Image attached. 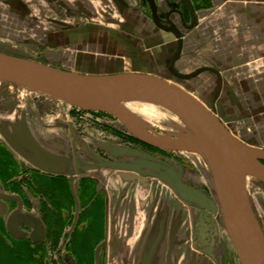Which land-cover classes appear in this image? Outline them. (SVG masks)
Segmentation results:
<instances>
[{"label": "rangeland", "instance_id": "rangeland-1", "mask_svg": "<svg viewBox=\"0 0 264 264\" xmlns=\"http://www.w3.org/2000/svg\"><path fill=\"white\" fill-rule=\"evenodd\" d=\"M154 1L160 19L161 16H170L171 9H176L175 12L177 9L186 11L182 0ZM199 1L195 0L196 6H203L198 4ZM137 2L0 0V51L76 72L107 74L141 71L163 74L212 109L217 94V78L212 73H205L191 80H183L167 71L163 73V62L172 50H176V45L173 49L172 44L177 41L169 43L172 37H160L166 42L165 46L147 49L148 43H144L141 35L142 28L149 31L155 25L150 9L152 6ZM172 20L186 33L176 13ZM156 30L161 35L165 34L155 25L154 34H157ZM152 36L148 35L144 39L148 40ZM142 45L146 52L157 51L162 60L159 62L153 57H145ZM175 68L184 73L180 66L176 65ZM229 75L233 74L225 73L226 87L219 97L217 116L247 147L264 150V111L260 110L261 105L256 108L260 111H255L252 102L245 103L244 99L241 102L238 83L233 85V78H229ZM107 101L124 106L149 135L171 134L176 138L195 136L181 115L157 101L134 97ZM18 122L27 124L31 133L41 142L53 146L57 144L61 152L66 150L65 153L76 148L81 159L102 164L105 162L111 165L112 170L117 171L119 168L115 166H124L125 163L143 167L146 162L147 166H152L160 174L182 178H176L175 182L185 180L183 184L186 185H181L186 191L190 190L197 216L201 215V220L196 224L198 237L202 238L205 232L216 237V226L221 221L225 224L209 162L198 153L153 148L132 134L130 123L110 112L66 102L0 80V123L4 128H12ZM0 140L6 142L1 134ZM114 149L123 151L125 155H113L111 150ZM261 162L264 163V160ZM247 196L261 229L264 251V183L249 177ZM233 246L228 233L222 232L213 252L216 263L243 264ZM12 263L1 256L0 264Z\"/></svg>", "mask_w": 264, "mask_h": 264}, {"label": "water", "instance_id": "water-1", "mask_svg": "<svg viewBox=\"0 0 264 264\" xmlns=\"http://www.w3.org/2000/svg\"><path fill=\"white\" fill-rule=\"evenodd\" d=\"M151 2L155 24L161 30L173 33L178 39L177 50L168 66L171 74L177 78L189 80L202 72L212 71L222 81L221 73L212 67L199 68L192 74L175 70L174 64L182 54L184 39L176 25L168 27L162 24L157 4L154 0ZM185 2L196 17L191 0H185ZM167 18L169 19V15ZM0 80L66 102L110 112L130 123L132 134L152 147L162 150L191 151L205 157L209 162L221 200L225 227L242 263L264 264L261 229L247 196L249 177L257 178L264 183V163L261 162L264 160V150L250 148L243 144L218 118L216 110L209 109L194 94L169 78L152 72L107 74L76 72L2 51H0ZM129 97L153 100L169 107L187 121L195 136L176 138L171 134L149 135L124 106L106 102L107 99L126 100ZM19 124L23 128L15 127L17 124H13L12 128H4L0 123V133L7 144L20 152L32 164L54 171V165L67 166L71 163L65 155L47 149L44 146L47 143L40 142L31 133L27 124ZM25 146L33 155L24 150ZM111 153L115 156L125 155L119 149L111 150ZM115 167L127 169L125 166ZM70 173L72 175L74 171ZM171 183L178 191L187 192L181 183L175 180ZM22 223L35 227V232L41 234L44 232L43 225L37 218L20 211L10 217L9 231L11 233L19 231L18 227Z\"/></svg>", "mask_w": 264, "mask_h": 264}, {"label": "crops", "instance_id": "crops-1", "mask_svg": "<svg viewBox=\"0 0 264 264\" xmlns=\"http://www.w3.org/2000/svg\"><path fill=\"white\" fill-rule=\"evenodd\" d=\"M198 4L204 5L196 6L195 26L183 32V51L175 67L180 66L184 74L201 67L216 68L222 75L217 89L221 84L226 87L225 73H232L229 78H233V85L238 83L241 102L243 99L245 103L252 102L255 111H264V0H200ZM142 30L147 49L165 46L166 42L160 37H172L169 43L176 41L166 32L161 35L156 30L154 34L155 25L149 29L151 33ZM152 34V38L144 39ZM174 45L177 49V42H173ZM142 47L145 57L162 60L157 51L146 52ZM175 52L172 50L163 62V73L168 70L167 63ZM205 73L211 74L205 71L199 75ZM260 105L261 109L256 110ZM125 165L127 169L112 172L120 175V178L116 176L115 185L122 187L125 194L119 196L114 191L111 195L105 228L107 237L118 244L113 264H218L213 258L214 248L206 245L211 239L208 233L202 235L207 241L205 247L198 244L196 224L201 215L197 216L190 190L178 191L171 183L177 177L160 174L146 162L143 167ZM183 182L180 183L185 186ZM221 222L216 226V239L222 232L228 233ZM230 240L232 242L231 237Z\"/></svg>", "mask_w": 264, "mask_h": 264}, {"label": "flooded vegetation", "instance_id": "flooded-vegetation-1", "mask_svg": "<svg viewBox=\"0 0 264 264\" xmlns=\"http://www.w3.org/2000/svg\"><path fill=\"white\" fill-rule=\"evenodd\" d=\"M138 1V4H152L151 0ZM191 2L196 17L182 0L185 12L171 9L169 19L167 16L160 19L165 26L176 25L183 39V32L172 16L176 13L183 28L189 32L198 20L196 5ZM166 33L175 37L171 32ZM175 39L178 43V39ZM167 71L171 73L169 69ZM210 72L220 80L215 72ZM223 90V85L217 89L211 110L214 108L218 112L219 97ZM15 127L22 126L18 123ZM12 131L15 133L14 129ZM14 136L18 139L16 134ZM55 145L47 143L44 146L54 153L65 155L71 163L67 166L54 165V171H49L35 166L12 146L0 140V258L23 261L25 264H113L118 244L107 237L105 228L111 195L114 191L119 196L125 194L122 187L115 185L120 175L111 174L114 170L110 164L81 159L76 148L65 153L66 150L61 152L60 146ZM24 150L33 155L26 146ZM71 171H74L72 175ZM18 211L37 218L43 225V234L35 232V227L26 223L18 227L19 231L11 233L9 220ZM206 233L212 240L209 247L215 249L213 245L216 237L210 232ZM198 238L199 246L204 248L207 241Z\"/></svg>", "mask_w": 264, "mask_h": 264}, {"label": "trees", "instance_id": "trees-1", "mask_svg": "<svg viewBox=\"0 0 264 264\" xmlns=\"http://www.w3.org/2000/svg\"><path fill=\"white\" fill-rule=\"evenodd\" d=\"M12 264H25L23 261L14 260Z\"/></svg>", "mask_w": 264, "mask_h": 264}, {"label": "bare ground", "instance_id": "bare-ground-1", "mask_svg": "<svg viewBox=\"0 0 264 264\" xmlns=\"http://www.w3.org/2000/svg\"><path fill=\"white\" fill-rule=\"evenodd\" d=\"M116 101V100H115Z\"/></svg>", "mask_w": 264, "mask_h": 264}]
</instances>
